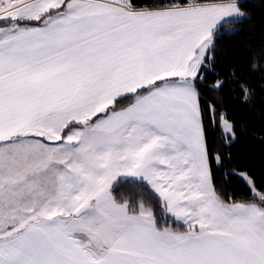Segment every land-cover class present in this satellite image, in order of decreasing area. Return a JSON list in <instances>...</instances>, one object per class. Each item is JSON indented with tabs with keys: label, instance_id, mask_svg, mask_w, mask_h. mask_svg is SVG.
I'll use <instances>...</instances> for the list:
<instances>
[{
	"label": "snow or ice",
	"instance_id": "1",
	"mask_svg": "<svg viewBox=\"0 0 264 264\" xmlns=\"http://www.w3.org/2000/svg\"><path fill=\"white\" fill-rule=\"evenodd\" d=\"M246 16L239 0H0V264H264V188L235 170L250 196L218 188L231 158L212 147L237 138L225 90L264 120V51L205 85Z\"/></svg>",
	"mask_w": 264,
	"mask_h": 264
},
{
	"label": "trees",
	"instance_id": "2",
	"mask_svg": "<svg viewBox=\"0 0 264 264\" xmlns=\"http://www.w3.org/2000/svg\"><path fill=\"white\" fill-rule=\"evenodd\" d=\"M141 3L144 0H140ZM153 3L154 0H147ZM242 10L247 16L236 20L232 25L233 31L221 34L216 40V60L209 68L205 85L214 81L217 76L227 77L234 68L244 65L250 59L251 54L257 56L264 51V3L262 0H239ZM254 86H259V79L253 81ZM206 91V88H205ZM211 95H216L212 93ZM225 100L223 108L228 113V118L236 123V140L230 147H222L217 140L213 143L214 149H219L225 156H230V162L226 161L224 166L217 169L213 167L214 178L218 188L226 194H235L239 197H248L250 192L246 183L237 175H231L225 181V170H235L237 173L244 171L249 173L257 182L259 188H264V120L260 117L259 107L255 111L244 106L238 97H230L227 90L223 93ZM209 99L205 94L201 100L202 106ZM264 100V93L257 92L256 104L259 106ZM246 122V128L242 125ZM213 140L216 137L212 136ZM122 188H126L123 182ZM136 192L142 196L146 205L154 208L156 216L161 222L165 217L161 212L157 197L147 185H138Z\"/></svg>",
	"mask_w": 264,
	"mask_h": 264
},
{
	"label": "rangeland",
	"instance_id": "3",
	"mask_svg": "<svg viewBox=\"0 0 264 264\" xmlns=\"http://www.w3.org/2000/svg\"><path fill=\"white\" fill-rule=\"evenodd\" d=\"M241 19H243V18H236V20H241Z\"/></svg>",
	"mask_w": 264,
	"mask_h": 264
}]
</instances>
